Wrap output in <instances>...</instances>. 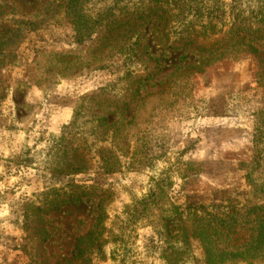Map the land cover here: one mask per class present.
<instances>
[{"label": "rangeland", "instance_id": "obj_1", "mask_svg": "<svg viewBox=\"0 0 264 264\" xmlns=\"http://www.w3.org/2000/svg\"><path fill=\"white\" fill-rule=\"evenodd\" d=\"M109 1L87 5L101 7ZM170 2L172 34L207 26V34L216 38L241 21L264 25V0ZM8 4L0 7V31L10 35L0 47L5 55L0 63V264H29L25 246L33 243L35 207L79 194L73 184L88 186L90 193L78 204L43 213L51 264L69 255L77 237L95 228L101 199L107 242L102 254L95 245L88 264H170L164 256L180 246L172 235L185 223V214L180 216L176 207L204 204L216 211L233 202L245 208L252 193L264 196V76L259 74L264 71V41L256 43L262 57L245 51L203 67L184 66L193 59L191 54L183 58V50L165 53L157 46L155 52L166 57L164 69L141 91L142 99L126 106L125 117L135 113L126 121L114 116L121 111L115 107L117 98L128 86L120 76L125 70L120 58L93 61L67 76L49 74L58 68L51 51L84 50L91 39L76 41L60 5L57 15L32 20L31 26L25 23L24 2ZM122 4L138 6L140 0ZM152 24L146 27L149 38ZM89 81L93 85L78 99L71 119L51 130L61 86ZM31 89L43 92L33 93L29 101ZM103 89L109 101L88 98ZM38 101H43L40 109ZM105 116L107 122L120 121L121 134L112 136ZM103 148L111 149L105 156L115 155L113 171L102 167ZM71 163L85 166L84 171L76 172ZM167 220L171 236L165 232ZM125 246L131 252L122 263ZM115 247L119 250L112 257ZM181 262L206 264L198 240H191L188 258Z\"/></svg>", "mask_w": 264, "mask_h": 264}, {"label": "trees", "instance_id": "obj_2", "mask_svg": "<svg viewBox=\"0 0 264 264\" xmlns=\"http://www.w3.org/2000/svg\"><path fill=\"white\" fill-rule=\"evenodd\" d=\"M17 1L25 3V18L27 19L25 23L27 25H34L32 20L39 18L48 21L47 19L58 14L57 6L60 5V8L64 9L66 19L71 22L75 30L76 41L82 42L86 38L91 39V43L84 50L51 51V54L58 58V68H55V71L48 70L49 74L54 72L61 76H67L93 61L104 62L120 58L123 69H125L120 76L128 80V86L124 87L122 96L117 98L116 106H114L120 108L121 111L114 113V116L126 121L132 120L135 114L130 118L125 117L126 106H130L138 97L142 99L141 91L145 90L149 82L164 69L166 57L165 55L160 57L155 52L157 46H163L165 53L167 49L183 50L182 56L187 59H190L191 54L193 60L184 65L187 67L207 66L212 62L227 59L245 51L263 56V52L256 45L258 41H264L263 24L256 27L246 26L241 21L237 27L220 33V36L216 38L207 34V26L205 28L203 26V30L188 26L177 31L176 34L174 32L172 34L170 20L173 8L169 7L170 0H140L138 6H129L122 4V0H113L105 2L101 7L93 6L92 8H89L87 4L90 2L98 4L99 0ZM1 2H5V4ZM10 2L12 3V0H2L0 7H6ZM150 22H153L154 25L150 26H153V36L149 38L146 27ZM9 41L10 35L7 34V31H0V47ZM1 52L3 53V51H0V63L5 59V55ZM132 64L136 67L130 69ZM105 66L106 64L97 68ZM177 67L180 68L181 65ZM259 74L264 76V71ZM104 91L103 89L89 95L88 98L94 99L103 96L105 100L109 101ZM149 94L146 93L145 97ZM107 121L108 117L105 116L103 122L108 123L106 127L109 131L112 130L113 137L122 133L118 119ZM106 149L111 150L103 148L99 155L103 161L102 167L106 172H110L116 169L111 166L115 155L112 153L105 156ZM70 165L76 172L85 169V166H75L76 163ZM73 187L77 191L75 194H79L68 199L57 198L49 201L48 205L43 204L35 207L38 217L33 243L30 247L25 246V253L29 255V264H51L45 247V242L50 237V231L46 228L43 213L58 211L64 204H78L83 200L84 195L87 196L90 193L88 186L73 184ZM254 191L258 192V189H254ZM252 194L251 198H246L248 203L245 208L244 206L239 207L233 202L218 205L216 211L210 210L208 205L204 204L176 207L175 211L180 216L185 214L183 218L185 223L178 233L172 235L176 237L180 246L173 248L169 254L164 256L167 262L181 264V261H186L192 239L200 242L206 264H256L264 261V196L260 198L257 193ZM149 195L154 196V193H149ZM102 201L103 199L99 201V207L101 206L102 209L97 217L95 228L77 237L72 252L58 260L56 264H88L96 252L95 245L98 246V251L102 254L107 242V238H105L106 209L103 208ZM164 223L166 224L165 232L171 236L172 230L168 220ZM160 236L162 237L163 234L161 233ZM115 248L111 249L112 257L119 250ZM124 251L122 263L126 259L127 252H131V249L126 247Z\"/></svg>", "mask_w": 264, "mask_h": 264}, {"label": "crops", "instance_id": "obj_3", "mask_svg": "<svg viewBox=\"0 0 264 264\" xmlns=\"http://www.w3.org/2000/svg\"><path fill=\"white\" fill-rule=\"evenodd\" d=\"M93 82L89 81L82 84L78 82L74 83H66L60 88V104L59 108L54 112L52 119L54 120L51 122V130H58L64 123H67L74 112V109L77 105L78 99L84 95L90 87H92ZM64 89L66 91H64ZM42 93V89H31L30 92L28 93L27 100H31V96L33 93ZM47 93V92H46ZM71 93V94H70ZM47 98V99H46ZM45 98V101H48V97ZM38 105V106H37ZM37 109H40L43 107V101H38L37 104ZM38 114V113H37ZM34 118V117H33ZM26 126V124H25Z\"/></svg>", "mask_w": 264, "mask_h": 264}]
</instances>
